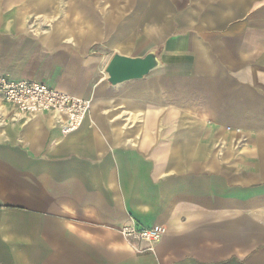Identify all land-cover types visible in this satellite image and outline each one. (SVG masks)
<instances>
[{"label":"crops","instance_id":"0c3cea01","mask_svg":"<svg viewBox=\"0 0 264 264\" xmlns=\"http://www.w3.org/2000/svg\"><path fill=\"white\" fill-rule=\"evenodd\" d=\"M0 77L91 102L63 133L0 96V264H264V0H0Z\"/></svg>","mask_w":264,"mask_h":264},{"label":"built area","instance_id":"2783aa9c","mask_svg":"<svg viewBox=\"0 0 264 264\" xmlns=\"http://www.w3.org/2000/svg\"><path fill=\"white\" fill-rule=\"evenodd\" d=\"M0 96L21 113L54 112L64 116L63 133L73 132L83 125L91 103L88 99L69 96L40 82L12 81L5 77H0ZM120 234L136 254H144L154 252L165 229L161 226L141 229L130 224L122 226Z\"/></svg>","mask_w":264,"mask_h":264},{"label":"water","instance_id":"95a60500","mask_svg":"<svg viewBox=\"0 0 264 264\" xmlns=\"http://www.w3.org/2000/svg\"><path fill=\"white\" fill-rule=\"evenodd\" d=\"M160 66L161 61L155 50H151L141 58L114 54L105 70L106 80L110 85L117 86L124 82L142 79Z\"/></svg>","mask_w":264,"mask_h":264}]
</instances>
